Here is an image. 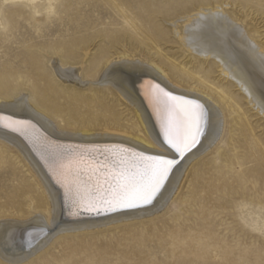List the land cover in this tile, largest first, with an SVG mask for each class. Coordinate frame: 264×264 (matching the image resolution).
Here are the masks:
<instances>
[{
  "label": "bare ground",
  "instance_id": "bare-ground-1",
  "mask_svg": "<svg viewBox=\"0 0 264 264\" xmlns=\"http://www.w3.org/2000/svg\"><path fill=\"white\" fill-rule=\"evenodd\" d=\"M101 1L121 10V15L132 27V34L129 30L119 32L106 28L99 30L97 27L102 24L101 20L87 18L84 22L71 21L66 27L72 31L57 34V37L66 36L63 40L33 42L21 50L15 64H0V115L30 120L36 129L33 135L39 140L37 150H34L21 135L0 128V257L8 263L20 262L50 243L49 240L53 236L88 230L91 232L93 229L108 227L115 223L153 219L163 211L169 212L170 207L176 202L177 207L186 202L195 203L199 209L194 211L200 219L197 229L185 232L169 227L168 234L162 231V227L155 230L156 234H151L153 231L151 229L150 234H147L148 242L144 240L147 244L157 243L171 261L158 264H203L206 259L204 251L199 252L197 245L207 236L210 210L220 214L227 209L223 197L225 193L233 196L234 202L235 196L238 195V186L235 183H239V179L245 186L253 185L248 187L250 190L241 193V199L243 198L241 207L244 208L248 203L255 206L263 205L260 197L264 194V152L261 153L263 162L259 164L262 169L254 174L253 182L245 170L232 174L225 181L222 176L216 174L214 161L219 159L221 163L229 162L226 146L240 144L231 134L234 131L243 139L242 145H234L235 149L243 148L246 154H254V148L251 146L256 141L254 130L248 121L240 120L235 113L240 110L242 103H245L252 111L264 117V44L257 41L259 37L256 35L252 36L247 31L244 32V29L241 31L240 18H229L223 13L225 8L216 2L208 5L206 0H201L185 4L182 7L183 16L180 18L164 7L156 9L146 6V10L137 17L141 22H148L151 28L142 29L134 25L132 19L123 12L124 7L126 8L131 1ZM133 1L140 8L146 5L143 0ZM156 12L172 20L170 34L187 56L195 58L197 55L199 58L195 59L198 60L199 66L200 63L211 64L216 68L221 82L226 83H223L226 86L219 90L220 93L216 97L212 96L213 88L206 83L212 72L209 67L203 69L198 66L193 70L183 68L179 71L175 66L173 68V65L168 64L167 60L166 62L163 59L147 58L148 51L144 44L156 45L158 41L166 40L167 37V33L158 30V26L152 24L153 14ZM104 24L111 25L112 21ZM97 39L108 41L112 45L99 46L92 53L91 46ZM123 41L133 42L136 47L114 46V43ZM37 50L44 51L46 57L42 59ZM190 63L189 60L185 68ZM189 80L193 85L188 83ZM146 81L158 84L173 95L196 99L202 103L212 117L209 134L174 170L163 194L151 207L99 214L80 212L72 215V210L64 207L63 189L49 174L41 154L50 157L69 153L74 149L98 147L102 150L106 146H123L138 151L164 152L172 158L173 153L161 147L162 137H159L157 120L144 95L148 88ZM88 85L98 86L105 91H98L99 97L97 95L84 97L79 89ZM232 89L237 90L231 94ZM106 93L117 97L118 101L124 104L133 116L132 126L117 118L113 112L114 107L106 104ZM224 106H227V109L223 108ZM231 110L236 115L232 118ZM226 131L228 136L224 141ZM157 140L160 141L159 144ZM256 143L258 144V141ZM208 150H211V153L205 160L203 159L201 166L191 170L197 157L200 158V155ZM15 159H19V167L14 163ZM23 168L29 173L30 180L22 173ZM182 188H185L184 192ZM252 188H255L256 192H253ZM237 206L236 204L234 207ZM175 218H178V213H173L171 219ZM45 226L48 229L47 235L33 238L32 246L28 247L26 232ZM252 231L255 230H251L249 234L251 238L261 239V246L257 249L259 257L256 259L252 252L247 250L237 255L240 260L248 261V264H264L261 262V258H264V235H253ZM262 231L264 233V225ZM113 248L115 249V246ZM120 248L118 251L121 256L132 254L129 253V249L125 252V249ZM207 249L218 251L224 256L232 254L226 246H219L215 242ZM87 250L89 251L88 248ZM141 250H144L143 247ZM107 251L106 256L111 249ZM145 251L137 252L141 255L148 254L150 248ZM75 253L78 251H71L69 255ZM89 255L91 256L90 253ZM142 257H136V264H151L146 258L147 255ZM55 259L57 260V257ZM91 259L93 261L92 257ZM155 260L158 261L157 258Z\"/></svg>",
  "mask_w": 264,
  "mask_h": 264
},
{
  "label": "rangeland",
  "instance_id": "rangeland-1",
  "mask_svg": "<svg viewBox=\"0 0 264 264\" xmlns=\"http://www.w3.org/2000/svg\"><path fill=\"white\" fill-rule=\"evenodd\" d=\"M129 1H131L130 4L123 9L124 14L128 15V17L132 19L133 24L139 26V28L150 29L151 25L148 24V22H141L137 17L138 14H141V12L146 10V6L154 7L156 9L164 7L165 10L172 11V13L176 14L177 18H180L183 16V5L191 4L193 2L201 0H143L144 4L146 5H144L142 8L138 7L136 2H134L133 0ZM164 1L166 2L165 4ZM206 1L208 5H212L214 2L218 3L219 5L221 4V6L225 8V11L223 13L229 16V18H240L241 25L239 26V29L241 31L244 29V32L247 31L252 36L256 35L257 37H259L257 41L264 44V0ZM73 14H75L76 16H73ZM121 14V10L101 0H0V64H15L16 58L20 54L21 50L33 42L63 40L64 38H66V36L64 37L63 35H58L57 37V34H63L64 31H72L71 28L66 27L71 21L84 22L87 18H90V20L94 21L101 20L103 21L102 24L97 27L99 30L104 28L109 29L113 32L129 30L130 34H132V27ZM153 16L154 18L152 20V24L158 26V30L167 33V37L166 40L158 41L156 45L149 43L146 46L144 44V47H146L148 51L147 58L153 60H167L168 62H166L168 64L170 63L171 65H173V68L175 66L177 70L179 69V71L183 68L193 70L194 67H198L199 62L195 59L197 58V55L195 56V58L192 56L189 57V55L187 56V54L184 53L181 48H179L174 36L170 34V24L172 23V20L165 18V15L160 12L154 13ZM108 21H112V24L105 25L104 22L108 23ZM138 33H140V31ZM109 45H112V43L108 41L103 42L97 39L92 44L90 51L94 53L99 46ZM114 46L133 48L136 47V44L133 42L131 43L128 41H123L119 42L118 44L114 43ZM38 54L42 59L46 57V54L42 50H40ZM189 60L191 61V63L185 68V64H187ZM200 65L202 67L199 66L198 68L205 69V67H209V69H211L212 72L206 83L213 88L214 92L212 93V96L216 97L217 94L220 93L219 90L226 86H224V84L226 83L225 81L221 82L222 79L219 78V74L213 65H203L202 63H200ZM44 68L46 69L47 66H45ZM209 80L213 81V83H210ZM19 82H21L20 78ZM188 83L193 85V82L191 80H189ZM236 90L237 89H232L230 93L232 94ZM98 91L103 92L105 90L98 86L90 87V85H88L86 88L79 89V92H81V95L84 97H93L96 95L97 97H99L100 94L98 93ZM106 94V104L112 105L114 107L113 112L115 113L117 118L121 122H127L130 126H132L134 123L133 116L127 111V109L124 107V104L120 103L117 97L108 93ZM223 108L227 109V106H224ZM235 114L239 117L240 120L244 121L245 119L250 123V126L254 130L253 132L256 137V141H258V144L256 143V141L254 144H251V146H253L254 148L253 155L246 154V150L243 148L235 149L234 145H242L243 139L238 135L237 131L231 132V134L234 136L235 141L239 142L240 144L236 143L226 146V152L229 162L221 163L219 159H216L214 161V164H216L214 169L216 171V174L218 173L219 176H222L225 181H227L232 174H235L238 171L245 170L248 171V175L251 176L250 181L253 182L254 174L260 172L262 169L260 168L259 164L263 162L261 159V153L264 151L261 150H264V117H261L258 113L252 111L247 105H245V103H242V105L240 106V110H237ZM235 114L232 113L231 110L230 117L232 118L236 116ZM237 121L239 122L238 119ZM227 136L228 133L226 131V133L224 134V141ZM210 153L211 150H208L207 152L205 151L204 153H202L200 155V158L197 157L191 170L196 168L198 169L201 166L203 159L205 160ZM14 163L17 167H19V159H15ZM239 165H241V167H239ZM22 173L26 175L30 180L29 173L26 172V168L22 169ZM235 185L238 186V195L235 196L234 202H232L234 197L225 193L223 197L227 209L220 214H218L216 211L210 210L208 217L209 228L207 236L199 241L200 244L197 245L199 248L196 247L199 252H201V250L204 251L203 253L206 259L204 262H202L203 264H248V261L244 259L240 260L237 255L239 252H244L246 250L250 253L252 252V256L256 259L259 257L257 255V249L259 248V246H261V239L251 238L249 234L251 230L254 229L255 231H252L253 235H264L262 231L264 225V194L260 197L263 205L255 206L254 204L248 203L244 208H242L241 204L243 198L241 199V193H245L246 191L250 190V188L248 187H253V185L250 186L249 184H247L245 186L243 185V181H241L240 179L239 183L236 182ZM256 188H258V186H256ZM182 191L184 192L185 188H182ZM252 191L256 192V189L252 188ZM182 204L183 205L181 207H177L178 204L176 202L175 205H172L170 207L169 212H167L168 210H166L163 211L160 215L154 217L153 219L155 221L153 219H142L140 221L136 220L134 222L127 221L122 224L115 223L108 227H102L100 229L95 228L96 230L93 229L91 232H89L90 230H88L82 232L79 231V233L75 232V234L68 233L63 235H56L49 240L50 243L45 244L41 248V250L38 249L36 253L32 254L33 256L31 255L29 257L30 259L27 258L24 260H20L21 263L19 261H17L16 263H8V261H4V259L2 260V258L0 257V264H71V262L72 264H132L134 261L135 262L133 264H136V257H146V255V258L151 261V264H158L159 262L171 263V261L168 260L167 255L165 256V254L162 252L163 249L160 248L157 243L156 245L154 243L147 244L148 241L146 239L150 234L149 230L152 229L154 231H152L151 234H156V231L161 227L162 231L165 234H168L169 231H167V228L169 227L174 228V230H181L185 232H191L193 229H197L200 219L197 214L194 213V211L199 210L198 207L195 203L186 204V202H184ZM236 204L238 206L234 207ZM173 213H178L177 219H171ZM145 220L149 221L146 222ZM167 221L169 222L167 223ZM86 232H88V234ZM135 239L137 240L134 241ZM124 241L126 243H124ZM143 242H145V244L147 245L143 244ZM213 242L219 244V246L221 245L222 247L226 246L228 250L232 251V254L230 256H224L218 251L216 252L214 250L207 249L208 246ZM65 243H67V245ZM123 243L126 247H124ZM114 246L115 249H118L115 250L113 248ZM141 246L144 250H141ZM120 247H124L123 249L126 250L125 252L130 250L129 253L131 252L132 254L127 255L128 257L121 256L122 254L119 253ZM129 247H133L134 250L132 248L130 249ZM87 248L89 249V251L87 250ZM149 248L150 251L148 254L143 253L141 255V253L137 252L138 250L139 252H144L145 250L148 251ZM93 249H95L96 251ZM97 249L100 251H98ZM91 250L96 253V256L95 253ZM103 250H109L110 253L106 256L105 251ZM71 251H78V253H81L69 255ZM100 252L103 254H101ZM89 253L91 254V256L89 255ZM97 254L101 256L99 257L97 256ZM110 254L116 257V259ZM56 257L57 260L55 259ZM82 257L85 261L81 259ZM87 257H89V262L86 261ZM91 257L93 258V261L92 259L90 260ZM156 258L158 259V261L155 260ZM119 259L121 262H119ZM261 262L264 263V258H261Z\"/></svg>",
  "mask_w": 264,
  "mask_h": 264
},
{
  "label": "snow or ice",
  "instance_id": "snow-or-ice-1",
  "mask_svg": "<svg viewBox=\"0 0 264 264\" xmlns=\"http://www.w3.org/2000/svg\"><path fill=\"white\" fill-rule=\"evenodd\" d=\"M145 84L144 95L157 120L161 147L170 150L172 158L164 152L123 146L74 149L50 157L41 154L49 174L63 189L64 207L71 209L72 215L151 207L174 170L209 134L212 117L202 103L173 95L158 84ZM0 128L21 135L37 150L39 140L33 135L36 129L30 120L0 115ZM47 233L46 226L27 231L28 247L33 238Z\"/></svg>",
  "mask_w": 264,
  "mask_h": 264
}]
</instances>
